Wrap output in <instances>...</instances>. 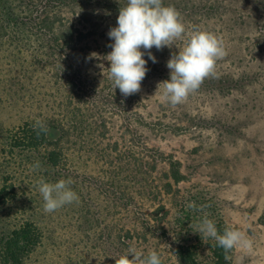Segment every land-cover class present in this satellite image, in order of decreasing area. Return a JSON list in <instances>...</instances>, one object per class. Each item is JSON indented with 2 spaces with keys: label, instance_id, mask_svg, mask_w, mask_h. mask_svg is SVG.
I'll return each mask as SVG.
<instances>
[{
  "label": "rangeland",
  "instance_id": "obj_1",
  "mask_svg": "<svg viewBox=\"0 0 264 264\" xmlns=\"http://www.w3.org/2000/svg\"><path fill=\"white\" fill-rule=\"evenodd\" d=\"M223 3L213 16L182 19L186 33L199 27L222 38L227 55L217 60L214 74L181 104L173 107L163 88L156 94L158 83L165 80L145 77L139 92L121 96V104L139 113L128 132L118 112L120 102L103 119L75 100L82 111L78 116L84 115L88 124L107 122V130L98 127L92 136L84 134L86 148L95 153L89 156L88 149H82L75 154V171L90 182L83 206L88 215L79 221L62 217L60 209L44 212L46 240L28 264H115L114 258L129 247L144 255L156 251L162 264H179L173 234L177 195L205 198L202 201L214 205L230 228L253 239L252 249L235 248L232 264H264V2ZM9 33L0 26V163L4 167L8 134L27 121L67 114L60 108V95L66 91L58 86L54 68L31 59L26 44ZM186 40L187 35L171 48L153 47L155 54L169 61ZM91 46L97 47L94 41ZM221 81L226 83L222 91L217 89ZM93 95L89 89L87 97ZM101 149L107 154L99 159L96 153ZM170 161L181 163L185 179L180 185L168 178ZM9 170L25 188L20 193L32 198L38 191L36 178L17 163ZM168 182L173 184V195L165 193ZM188 221L181 237L195 239L197 221ZM142 223L152 229L147 240L135 235L128 247L122 245L119 235L139 233ZM208 256L202 255L206 264L211 263Z\"/></svg>",
  "mask_w": 264,
  "mask_h": 264
},
{
  "label": "trees",
  "instance_id": "obj_2",
  "mask_svg": "<svg viewBox=\"0 0 264 264\" xmlns=\"http://www.w3.org/2000/svg\"><path fill=\"white\" fill-rule=\"evenodd\" d=\"M238 1L245 4L251 0ZM125 4L126 0H0V26L10 31L13 39L19 38L26 44L24 48L31 59L39 61L45 68H54L58 86L66 91L65 95H60L64 102L60 103V108L67 112L63 117L39 120L46 125V132L38 133L33 127L37 121L34 120L25 122L6 137L3 150L6 159L2 162L7 165L4 167L0 163V264H28L31 256L46 240V233L42 228L44 202L37 187L33 197L26 199L20 193L25 188L17 182L18 178L9 168L17 163L20 168H27L36 180L43 177L50 183L71 179L70 187L77 193L80 201L61 207V216L81 221L88 215V208H85L87 206H83L87 201L85 193L89 191L87 188L90 182L75 171V154L82 149L84 152L88 149L86 151L89 156L95 153L92 148H86L88 136L84 134L89 132L92 136V131L98 130V127L107 130V122L101 121L99 126L97 122L88 124L84 115L78 116L82 111L80 106L74 105L75 100L87 104L88 112H96L102 118L107 110L114 109V105L120 102L118 112L126 121L128 132L133 128L132 121L139 116L131 105L121 104L122 93L118 88L115 89L113 81L109 79L110 62L106 59L107 54L112 51L108 45L114 43L108 32L118 26L119 9ZM163 4L173 6L182 19L189 16L191 20L201 14L213 16L225 5L223 0H163ZM100 39H103L102 44L99 43ZM92 41L97 47L91 46ZM141 51L146 50L141 48ZM150 51L157 62L153 63L145 54L148 68L145 77L170 79L168 59L161 56L159 59L154 48ZM92 53L96 55L92 56ZM224 84L226 83L221 81L217 89L222 91ZM89 89L94 93L92 98L87 97ZM106 154L102 149L96 153L99 159L106 157ZM37 163L39 168L33 170L32 166ZM169 164L168 178L175 185H180L185 179L181 163L170 161ZM155 167L156 165L153 169ZM164 188L167 195L174 194L172 183L168 182ZM204 199L177 195L178 214L173 224L175 257L179 264H206L202 261V255L207 252L210 264H232L235 248L225 252L217 246L215 240L204 239L200 235L187 240L181 237L185 222H196L203 215L200 211L186 208L192 202L198 208L206 206L204 211L215 222L221 234L225 227H229L224 217L217 212L218 209L208 201L203 202ZM66 210L69 212H65ZM161 210L165 211V208L161 207ZM82 226V222H79L81 230ZM140 227L139 233L127 231L123 237L119 235L122 245L128 247L127 243L132 242L135 235L147 240L152 229L144 223Z\"/></svg>",
  "mask_w": 264,
  "mask_h": 264
},
{
  "label": "clouds",
  "instance_id": "obj_3",
  "mask_svg": "<svg viewBox=\"0 0 264 264\" xmlns=\"http://www.w3.org/2000/svg\"><path fill=\"white\" fill-rule=\"evenodd\" d=\"M117 25L108 32L114 43L108 45L112 51L107 54L106 59L110 62L109 79L125 97L141 90V82L148 72L145 54L153 63L157 62L150 51L153 47L157 50H162L165 46L171 48L177 39L187 35L184 46L179 49L178 54L173 53L167 62L170 80L157 85L156 94L163 88L164 98L173 107L197 91L204 79L214 74L217 60L227 55L222 38L216 34L199 27L186 33L181 14L173 6H164L163 0H126V4L119 9ZM141 48L146 51H141ZM33 127L38 133L47 131L46 125L39 120ZM32 168H39V163ZM71 184V179H60L55 183L47 182L43 177L37 180L36 187L43 199L46 213H53L67 204L78 202L79 197L70 187ZM205 207L201 205L198 208L194 202L186 205L188 209L203 213L195 224V233L204 239L215 240L217 246L225 252L236 247L249 250L253 248V239L238 229L225 227L221 234L215 222L204 211ZM225 258L228 259L227 256ZM114 259L115 264H162L156 251L144 255L135 247H129L126 253Z\"/></svg>",
  "mask_w": 264,
  "mask_h": 264
}]
</instances>
